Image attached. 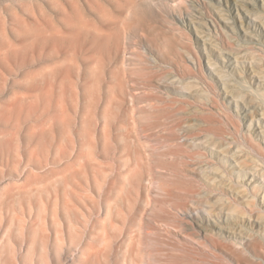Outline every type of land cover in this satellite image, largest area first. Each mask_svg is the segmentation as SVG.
<instances>
[{
  "label": "rangeland",
  "instance_id": "rangeland-1",
  "mask_svg": "<svg viewBox=\"0 0 264 264\" xmlns=\"http://www.w3.org/2000/svg\"><path fill=\"white\" fill-rule=\"evenodd\" d=\"M0 264H264V0H0Z\"/></svg>",
  "mask_w": 264,
  "mask_h": 264
}]
</instances>
